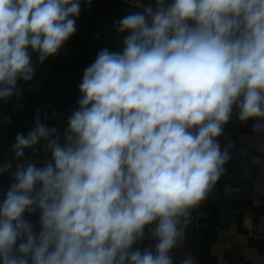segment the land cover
Returning a JSON list of instances; mask_svg holds the SVG:
<instances>
[{"label": "clouds", "instance_id": "1", "mask_svg": "<svg viewBox=\"0 0 264 264\" xmlns=\"http://www.w3.org/2000/svg\"><path fill=\"white\" fill-rule=\"evenodd\" d=\"M80 10L0 0V101L32 80L31 53L58 54ZM117 24L123 47L84 69L63 142L39 117L15 137L16 158L44 140L50 159L0 165L13 181L0 264H174L192 210L226 171L223 125L235 110L264 130V0H155Z\"/></svg>", "mask_w": 264, "mask_h": 264}, {"label": "crops", "instance_id": "2", "mask_svg": "<svg viewBox=\"0 0 264 264\" xmlns=\"http://www.w3.org/2000/svg\"><path fill=\"white\" fill-rule=\"evenodd\" d=\"M81 0L76 31L59 49L56 56L42 63L38 53H31L34 68L30 81H19V96L0 101V165L29 161L42 166L50 159L45 141L25 149V156L16 158L13 145L17 133L27 134L35 127L36 118L48 127H55L63 142L67 119L78 108L79 86L84 69L102 48L121 50L122 33L117 22L132 12L143 11L155 0ZM253 120L239 121L234 110L229 122L223 125L217 138L221 151L227 150L230 159L225 173L202 204L192 210L184 225L180 246L171 255L174 264L192 257L194 264H264V130L254 132ZM8 173L0 174V199L12 183ZM250 217L251 230L243 226ZM34 222L36 216L30 217ZM154 241L145 239V247Z\"/></svg>", "mask_w": 264, "mask_h": 264}, {"label": "built area", "instance_id": "3", "mask_svg": "<svg viewBox=\"0 0 264 264\" xmlns=\"http://www.w3.org/2000/svg\"><path fill=\"white\" fill-rule=\"evenodd\" d=\"M134 4H138V0H131ZM243 226L246 230H251V228L253 227V223L250 217L245 216L243 218Z\"/></svg>", "mask_w": 264, "mask_h": 264}]
</instances>
